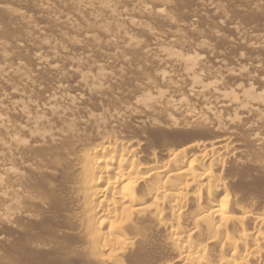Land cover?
I'll use <instances>...</instances> for the list:
<instances>
[{
	"label": "rangeland",
	"instance_id": "obj_1",
	"mask_svg": "<svg viewBox=\"0 0 264 264\" xmlns=\"http://www.w3.org/2000/svg\"><path fill=\"white\" fill-rule=\"evenodd\" d=\"M161 1L162 13L150 0H0V264H92L74 238L46 229L61 219L60 186L43 204L26 197L31 182L56 181L48 169L74 143L132 138L157 151L224 132L237 147L223 171L227 190L244 206H264V142L256 141L264 137L263 109L243 103L236 113L188 119L187 109L199 112L215 95L196 96L186 69L170 59L190 60L206 85L264 100V0ZM36 48L54 68L34 64ZM178 100L182 106H170ZM1 164L22 179L3 174ZM58 238L63 244L51 241ZM61 244L70 258L62 263ZM167 259L161 247L154 264Z\"/></svg>",
	"mask_w": 264,
	"mask_h": 264
},
{
	"label": "bare ground",
	"instance_id": "obj_2",
	"mask_svg": "<svg viewBox=\"0 0 264 264\" xmlns=\"http://www.w3.org/2000/svg\"><path fill=\"white\" fill-rule=\"evenodd\" d=\"M151 1L156 11L162 13L164 2ZM130 23L141 25L132 20ZM169 52L161 55L159 64L171 55ZM32 56L36 66L53 67L54 59L47 60L41 49L36 48ZM180 56L171 55L170 59L173 57L174 62L187 70L185 78L195 95L202 97L205 90L215 95L213 102L203 103V110L187 109L188 119H199L215 109L236 113L243 103L248 107L259 106L264 112L263 95L253 98L241 88L237 89L239 97L232 91L221 90L216 82L206 85L203 78L194 77V70H189L190 60ZM80 73V78H88ZM46 103L49 107L50 102ZM170 106L179 107L182 103L178 100ZM223 133L213 139L171 147L164 144L157 151L132 138L107 137L74 143L57 153L48 169L53 178L58 176V183L57 179L31 182L26 197L43 204L44 198L51 196L49 191L60 186V200L57 199L63 207L57 214L61 219L46 229L49 233L60 230L74 238L79 256L92 264H154L161 247L170 259L159 264H264V206L249 205L250 202L244 206L229 193L231 189L227 190L230 186L223 171L230 165L237 147L231 135ZM14 139L17 143L18 139ZM256 141L264 142V137H257ZM4 167L1 171L15 176L17 182L21 172ZM42 184L49 191L37 194L45 187ZM2 214L5 216L6 212ZM26 216L35 215L28 211ZM51 241L63 242L59 238ZM62 244L56 253L61 263L70 259L63 256L67 250ZM133 253L138 258H132Z\"/></svg>",
	"mask_w": 264,
	"mask_h": 264
}]
</instances>
